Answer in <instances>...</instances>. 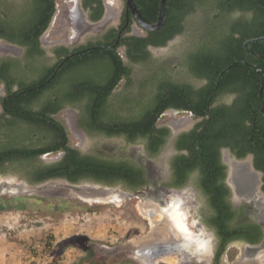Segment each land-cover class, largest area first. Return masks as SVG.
Masks as SVG:
<instances>
[{
    "label": "flooded vegetation",
    "instance_id": "obj_1",
    "mask_svg": "<svg viewBox=\"0 0 264 264\" xmlns=\"http://www.w3.org/2000/svg\"><path fill=\"white\" fill-rule=\"evenodd\" d=\"M34 1L0 0V155L13 153L16 150L19 153L22 149L58 146L59 148L54 152L38 154L37 159L46 162L59 160L64 154L61 146L62 138L60 132L51 124V120H59L66 126L68 146L82 152L93 151L100 147L109 153L117 151L116 154L119 156L128 155L137 159L138 163L145 166L149 176V182L144 189L151 187L174 190L164 196H160L158 191L152 197L167 217L170 230L173 232L170 240L166 242L173 246V250L168 255L156 257L154 264L158 261L169 264L164 260L166 257L175 258V264L177 262L178 264H214L219 247L216 245L217 238L214 231L205 223V218L211 211L205 205L204 198L197 195L191 184L180 188L165 185L171 157L176 153L174 138L182 131L189 130L201 117L189 110L165 108L159 120L165 114H170L172 117L180 115L182 120L181 122L175 119L165 123L158 122V126L166 125L170 134L156 157L149 158L143 152L142 143L126 145L122 137L88 133L81 121H89L91 116L80 114L77 107V105L85 104L87 99L78 92L73 95L75 84L72 83L78 76V66H66L65 61L93 48L101 47L104 41L113 37H116L115 44H119L122 38L129 36L149 38L150 30L143 29L138 24L130 9L126 7V0H99L101 15L97 19H93L92 15L95 13L93 7L97 6L98 0H88L86 6L83 4L84 0H65L64 21L68 31L58 38L49 39L47 32L56 14V0L55 12L49 25L39 34L40 25L45 20V13L38 11ZM133 2L139 10L137 0ZM183 3V9L172 12L171 16H175L174 19L169 21L165 14L161 28L152 31L156 33L155 41L147 42L144 46L145 51L150 55H147L148 59L143 60L142 54H137L140 53L139 49L127 54L126 44H119L118 49L122 51L120 52L122 59L130 70L128 74L130 81L127 84L126 77H121L112 92L133 94L132 92L139 87L138 81H147V75H150L154 87L158 89L159 85L168 83L180 86L189 96L191 90L190 92L195 96L196 90L202 89L208 80L197 74L189 64L191 54L189 48L195 43L196 46L201 45V40L206 43L204 37L209 32L207 26H211L215 29L216 39L222 37L230 39L232 53L237 58L233 63L242 65L234 70L235 85L239 84L241 72H244L247 81L254 75L257 76L260 81L258 91L260 111L263 112L264 53L254 49L252 42L263 40L264 37L261 36L264 34L256 36L248 34L253 30L254 22L257 21L258 26H263L264 18L256 17L249 0H235L233 6L228 8V16L222 20L216 18L217 13H213L214 20H207V16L203 18L204 7L196 5L193 7L192 0H183ZM217 23H219L218 26H216ZM163 40L164 44L161 43ZM133 54L138 56L135 57ZM53 66L56 69L47 82L59 71V68L64 67V71L62 70L63 72H60L52 83L51 88L55 91L51 89L45 91L33 101L20 98L21 94L24 95L30 90H21L22 83L26 84L31 79H37L39 74ZM40 86L42 84L37 85V87ZM56 93H58L57 96ZM186 94H181L179 97L180 104L189 103V96H185ZM238 98L239 94L236 90L228 94L226 99L217 98V102L213 104L223 100L227 103L236 102ZM172 101L171 99L170 102ZM250 106L252 110L257 107L253 103ZM46 109L49 110V117L45 124L27 120L26 116L34 111L39 115H46L45 111L43 112ZM254 120L255 118H252L251 121L254 122ZM250 124L249 120L248 125ZM36 134H41L43 141H40ZM30 136H34V141H31ZM73 138H76V142ZM248 138L245 142V149L248 152L244 157L235 156L228 147L221 149V160L226 165L224 182L228 187V199L234 212L233 225L237 227L242 224L243 227L251 228L258 225L262 236L255 242L233 240L226 246L219 262H216L219 264H226L225 257L231 246L239 249V255L234 258L232 264H264V159L256 165V151L264 150V131L252 129ZM14 143H18L16 145L18 149H15ZM23 160L24 158L20 157L12 158L11 161L5 159L3 166L0 165V194L21 195V193L5 190L2 186L3 182L29 184L24 175L17 173L21 172V169L29 162V160ZM54 179L65 180L63 178L49 180ZM185 191L189 196L184 195ZM177 205L179 207L176 208V212H173V208ZM201 232H203L202 239L206 242L202 244L186 242V235H199ZM140 254L141 257L144 256L143 253ZM141 259L145 261V264L151 263L149 257Z\"/></svg>",
    "mask_w": 264,
    "mask_h": 264
},
{
    "label": "trees",
    "instance_id": "obj_2",
    "mask_svg": "<svg viewBox=\"0 0 264 264\" xmlns=\"http://www.w3.org/2000/svg\"><path fill=\"white\" fill-rule=\"evenodd\" d=\"M87 1L84 0V6ZM34 2L38 11L45 13V20L40 25L39 34L50 23L55 12V0H35ZM96 3L97 6L93 7L95 10L92 15L93 19L101 15L100 1ZM234 3L235 0H192L191 5L193 7L194 5L203 6V18L207 16V20H214L213 13H217L216 18L222 20L228 16V8ZM137 4L142 15L154 22L159 12L160 0H137ZM249 4L254 9L256 17L264 18V0H249ZM183 7V0H168L165 8L166 18L171 21L175 18L171 16L172 12L183 9ZM207 27L209 32L204 37L206 43L201 40V45L196 46L195 43L196 45L192 44L189 48L191 50L189 64L197 74L208 80L202 89L196 90L195 96L192 95L190 89L191 95L189 96L182 91L180 86L168 83L159 85L158 89L154 87L150 75H147V81H138L139 87L136 91H131L133 94L124 95L121 91L115 94L112 92L121 77H126L127 84L130 81L128 78L130 70L122 59V54L118 49L119 44H126L127 54L139 49L140 53L137 54H142L143 60H146L149 54L144 46L147 42H154L156 38V33L152 31L149 32L151 35L149 38L129 36L122 38L119 44H115L116 37H113L104 41L103 46L93 48L65 62L66 66H78V76L72 83L75 84L73 95L78 92L87 99L85 104L77 105L80 114L91 116L89 121H81L87 132L109 137H122L126 145L142 143L146 157H156L170 134L166 125L158 126L159 116L165 108L185 109L201 117L189 130L182 131L174 138L176 153L171 157L165 185L180 188L191 184L197 195L204 198L205 205L211 211L205 218V223L214 231L217 238L216 245L219 247L214 264H219L216 262H219L226 246L233 240L255 242L259 241L262 236L258 225L254 228L243 227L242 224L237 227L233 225L234 212L228 199L229 190L224 182L226 165L221 160V149L228 147L235 156L244 157L248 152L245 149V142L249 139L248 135L252 129L264 131V111H260L261 104L258 97L260 81L257 76L254 75L247 81L244 72H241L239 84L235 85L234 70L242 65L233 63L237 58L232 53L231 41L226 37L216 39L215 29L211 26ZM262 34H264V25L258 26L257 21L254 22L253 30L248 35ZM164 42L163 40L161 43L164 44ZM252 45L254 49L264 53V39L254 41ZM147 63L150 64L149 61ZM63 68H59V71L48 82L47 80L56 69L55 66L39 74L37 79H31L26 84L22 83L21 90H30L24 95L21 94L20 98L33 101L45 91L50 89L55 91L51 88L52 83L60 72L64 71ZM39 84L42 86L37 87ZM236 90L239 94L238 101L227 103L223 100V102L213 104L217 102V98L226 99L228 94ZM181 94L189 96V103H179ZM262 98L264 104V91ZM171 99L172 102H170ZM252 103L257 105L256 109H251ZM44 111L46 115H39L34 111L26 118L32 122L45 124L49 117V110ZM252 118H255L254 122L251 121ZM249 120L250 125H248ZM51 124L60 132L62 138L61 146L64 154L59 160L39 161L38 154L47 151L54 152L59 148L58 146L40 147L30 150L22 149L19 153L16 150L13 153L1 154L0 165L3 166L5 159L11 161L12 158L20 157L29 160L33 164L30 165L28 162L27 166L17 173L24 175L31 185L41 184L53 178H63L73 184L94 183L134 192L143 190L148 184L147 169L138 163L137 159L128 155L119 156L116 154L117 151L109 153L100 147L93 151L82 152L66 144L67 129L63 122L51 120ZM36 135L40 141H43L41 134ZM30 139L34 141V136H30ZM16 145L18 143H14L15 149ZM261 159H264L262 149L256 151V165H259L257 162ZM4 200L6 199L0 197V207L5 203ZM7 200L15 201L8 206L16 209H26L31 207L32 203H36L41 209L49 207L48 209L53 213L82 211L90 208L72 199L54 198L45 202L40 198L18 196L7 197ZM89 242L92 241L84 236L68 237L57 242L56 248L51 252L52 254L62 253L69 246L78 247L84 254L72 264H108L110 260L107 257L95 255Z\"/></svg>",
    "mask_w": 264,
    "mask_h": 264
},
{
    "label": "rangeland",
    "instance_id": "obj_3",
    "mask_svg": "<svg viewBox=\"0 0 264 264\" xmlns=\"http://www.w3.org/2000/svg\"><path fill=\"white\" fill-rule=\"evenodd\" d=\"M56 3V14L47 32L49 39L58 38L68 31L64 21L66 2L56 0ZM173 119L182 120L180 115L172 117L165 114L159 121L165 123ZM73 141L76 142V138ZM184 195H188L187 191ZM18 196L40 198L45 202L54 198L72 199L90 208L53 213L49 207L41 209L36 203L26 209L9 207L15 201L7 200V197ZM0 197L6 199L0 207V264H72L84 254L80 248L69 246L62 253L54 254L51 251L60 240L76 235L90 239L89 245L95 255L107 257L110 260L108 264H145L138 250L145 243L167 242L173 234L167 217L156 203L140 197L121 202L102 200L89 203L69 188L57 186L16 196L0 194ZM149 210L152 215H149ZM234 247L227 251L226 264H232L239 255V249ZM155 264L166 263L158 261Z\"/></svg>",
    "mask_w": 264,
    "mask_h": 264
},
{
    "label": "water",
    "instance_id": "obj_4",
    "mask_svg": "<svg viewBox=\"0 0 264 264\" xmlns=\"http://www.w3.org/2000/svg\"><path fill=\"white\" fill-rule=\"evenodd\" d=\"M166 1L167 0H160L159 4V12H158V17L155 22H151L147 20L136 8L133 0H126V7L130 9L132 14L134 15L136 21L138 24L146 30L154 31L159 28H161L164 17H165V7H166ZM264 37V36H261ZM257 37V38H261ZM254 38V39H257ZM2 186H4L8 192H16V193H32L34 191L41 190L46 187H51V186H57V187H67L70 190H73V192L78 193L81 196H87L92 199L96 198H103L107 197V200L109 202H121L124 199L127 198H132V197H153V194L161 192L162 194H170L174 192V190H166L164 188H154L152 189L151 187H146L144 190H137L134 192L131 191H125L119 187H109V186H101L99 184H94V183H80V184H73L70 182H67L65 180H49L41 184H34V185H29L25 182H15V183H7L3 182ZM180 193V192H179ZM81 196H79L81 198ZM168 201V200H166ZM87 202V201H85ZM90 203V202H89ZM150 246L151 248L148 249L149 251V256L151 257V263L154 264V259L157 256L160 255H168L171 250H173V246L166 242H154V243H145L143 247H141L138 252L139 253H146L144 252V248L147 246ZM139 253L136 255H139Z\"/></svg>",
    "mask_w": 264,
    "mask_h": 264
},
{
    "label": "bare ground",
    "instance_id": "obj_5",
    "mask_svg": "<svg viewBox=\"0 0 264 264\" xmlns=\"http://www.w3.org/2000/svg\"><path fill=\"white\" fill-rule=\"evenodd\" d=\"M108 7L110 8V6L108 5ZM6 189V188H5ZM7 190V189H6ZM72 191V193H74L75 195H78V196H81V195H79L78 193H76V192H73V190H71ZM160 194V196H164L165 194H162L161 192L159 193ZM158 194V195H159ZM81 198L84 200V201H87V202H94V201H102V200H107V197H103L102 199L101 198H96V199H92V198H89V197H87V196H81ZM142 200H151V201H154V202H156L152 197H149V196H145V197H142L141 198ZM170 201V200H169ZM149 213H150V215H152V211H149ZM169 244V243H168ZM149 248H151L150 246H147V247H145L144 248V252H146V253H143V257H145V258H147V257H149V258H151L148 254H149V251H148V249ZM160 256H162V255H160ZM157 257H159V256H157ZM156 258V257H155ZM166 262H168V263H171V264H175L176 263V259L175 258H173V257H166L165 259H164Z\"/></svg>",
    "mask_w": 264,
    "mask_h": 264
},
{
    "label": "clouds",
    "instance_id": "obj_6",
    "mask_svg": "<svg viewBox=\"0 0 264 264\" xmlns=\"http://www.w3.org/2000/svg\"><path fill=\"white\" fill-rule=\"evenodd\" d=\"M179 205H177L175 208H173V212H176V208H178ZM203 237V232H201L199 235H195V234H189V235H186L185 236V240L187 243H190V244H202L206 241H204L202 239Z\"/></svg>",
    "mask_w": 264,
    "mask_h": 264
}]
</instances>
